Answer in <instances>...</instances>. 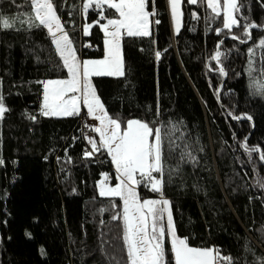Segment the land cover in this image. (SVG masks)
Instances as JSON below:
<instances>
[{
	"label": "trees",
	"instance_id": "16d2710c",
	"mask_svg": "<svg viewBox=\"0 0 264 264\" xmlns=\"http://www.w3.org/2000/svg\"><path fill=\"white\" fill-rule=\"evenodd\" d=\"M241 2L246 5L245 15L250 5L251 17L264 21L261 0ZM17 3L24 5V0ZM72 3L79 0H68L65 19ZM0 7L7 9V0H0ZM157 7L161 23L153 26L151 38H124L125 77L94 81L111 113L151 120L159 102L161 119L183 120L192 138L199 137L204 147L197 153L199 164L195 168L185 164L184 184L176 177L167 188L178 234L188 235L194 245L220 246L234 256L241 255L245 237L264 251V235L259 232L264 226V189L255 183L264 176V164L253 153L257 165L253 169L240 145L247 136L250 145L264 147V98L249 94L246 48L230 36L222 37L221 50H233L225 61L229 76L221 77L212 70L215 61L208 59L221 38L209 28L221 26L220 20L206 21L210 10L183 0L182 27L176 33L168 0H157ZM8 10L22 13L27 8ZM193 11L198 19L192 17ZM74 19L76 30L71 34L82 57L102 56L103 32L94 25L92 35H85L80 28L85 21L79 15ZM89 41L92 50L84 46ZM156 50L162 52L160 60L155 58ZM58 61L46 30L0 31V77L10 108L0 121V157L5 160L0 165V264H108L100 251L102 244L109 251V245L115 246L123 255L118 226L122 222L111 220L114 212L107 209L108 198L99 196L96 183L101 172L115 176L110 158L83 157V143L73 142L78 117L39 115L42 86L36 81L66 75V70L54 67ZM233 69L242 75L234 76ZM229 110L236 115L248 112L253 120H235ZM28 114L37 115V121ZM66 148L73 158L70 163L64 159ZM101 208L106 210L100 212ZM29 232L31 237L26 235Z\"/></svg>",
	"mask_w": 264,
	"mask_h": 264
},
{
	"label": "snow or ice",
	"instance_id": "6c2138e0",
	"mask_svg": "<svg viewBox=\"0 0 264 264\" xmlns=\"http://www.w3.org/2000/svg\"><path fill=\"white\" fill-rule=\"evenodd\" d=\"M182 2L168 0L176 33L182 27ZM67 3L68 0H63V3H57V0H24V5H20L17 0H7V9L0 7V31L31 33L34 29L46 30L54 53L59 58L54 67L66 70V75L36 81L42 86L39 115L81 117L84 120L81 136L87 141L83 157L93 158L99 154L110 158L115 182L113 176L104 171L96 183L99 196L108 198L107 209L114 212L111 220L122 222L118 226L122 228L120 251L123 255L117 253L115 246L109 245L112 248L109 251L102 244L100 251L108 264H264V251L254 248L247 237L244 238L241 255L234 256L225 253L220 246L194 245L188 235L178 234L173 201L167 195V188L175 182L176 177H179L181 185L184 184L182 173L185 164L191 163L194 168L199 164L197 153L204 152L199 137L192 138L183 120L161 119L159 102L151 120L111 113L93 79L125 77L124 38L153 36V26L161 23L157 0H79L78 4L70 5L66 12L69 19H65L64 7ZM187 3L204 5L206 10H210L204 19L221 22V26L209 28L221 37L213 54L208 57L217 65L212 70L221 77L229 76L230 69L225 61L233 49L221 50V46L225 43L222 37L230 36L246 48L244 72L249 78V94L264 98V80L257 79L264 76V34L256 35L254 32L259 30L264 33V21L257 22L251 17L250 5L247 6L249 14L245 15L246 5L241 0H187ZM261 3L264 6V0ZM21 7L27 10L22 13L8 10ZM76 15L85 21L80 26L85 35H92L94 25L103 32L102 56L83 58L78 51L71 34L76 30ZM191 15L199 18L196 11ZM66 25H71V28ZM84 46L93 47L90 41ZM233 48L237 54L240 53L235 44ZM154 55L156 60H160L162 52L156 50ZM231 71L234 76L242 75L234 69ZM209 86H212L211 80ZM215 94L219 99L220 88L216 89ZM5 99L4 78L0 77V121L10 111ZM228 115L235 120H253L248 112L236 115L234 110H229ZM28 118L37 121L38 116L28 114ZM87 118L92 122L89 123ZM84 129H90L95 135L86 134ZM233 136L235 138V133ZM240 145L253 169L257 167L253 153L258 154L259 161L264 164V147L250 145L247 136ZM64 151V159L70 163L73 158L67 154V148ZM57 160L60 161L61 157L58 156ZM3 164L5 160L0 157V165ZM255 183L264 189V176L258 177ZM141 188L146 192L142 193ZM197 190L201 189L197 187ZM105 210L99 209L100 212ZM100 223L105 222L101 220ZM259 232L264 235V226L260 227ZM26 235L31 237L30 232ZM40 252L46 255L43 247Z\"/></svg>",
	"mask_w": 264,
	"mask_h": 264
},
{
	"label": "built area",
	"instance_id": "2783aa9c",
	"mask_svg": "<svg viewBox=\"0 0 264 264\" xmlns=\"http://www.w3.org/2000/svg\"><path fill=\"white\" fill-rule=\"evenodd\" d=\"M89 48V47H88ZM94 47H90L89 49L92 50ZM86 111V109H85ZM89 123H91V119L90 118H87ZM83 123H84V120L81 118V117H78V126H77V131L74 133L73 137H77V139H73V142H82L83 143V146L84 148L87 146V141L84 140L81 136V129L83 128ZM84 131L86 132V134L88 135H95L90 129H84ZM99 156V154H97V157ZM95 157V158H97ZM110 175L113 176V174L110 173ZM113 182H114V176H113Z\"/></svg>",
	"mask_w": 264,
	"mask_h": 264
},
{
	"label": "rangeland",
	"instance_id": "374dc122",
	"mask_svg": "<svg viewBox=\"0 0 264 264\" xmlns=\"http://www.w3.org/2000/svg\"><path fill=\"white\" fill-rule=\"evenodd\" d=\"M183 3V2H182ZM169 6V5H168ZM169 11H170V6H169ZM170 15H171V11H170ZM172 20V19H171ZM172 26H174V23H173V21H172ZM257 79H262V80H264V76H259V77H257Z\"/></svg>",
	"mask_w": 264,
	"mask_h": 264
},
{
	"label": "crops",
	"instance_id": "0c3cea01",
	"mask_svg": "<svg viewBox=\"0 0 264 264\" xmlns=\"http://www.w3.org/2000/svg\"><path fill=\"white\" fill-rule=\"evenodd\" d=\"M173 30L175 31L174 26H173ZM122 48H123V43H122ZM104 77H107V76H104ZM94 78H98V77H94ZM94 78H93V79H94Z\"/></svg>",
	"mask_w": 264,
	"mask_h": 264
}]
</instances>
